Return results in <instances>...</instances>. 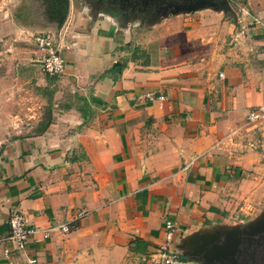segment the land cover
<instances>
[{
	"label": "crops",
	"instance_id": "1",
	"mask_svg": "<svg viewBox=\"0 0 264 264\" xmlns=\"http://www.w3.org/2000/svg\"><path fill=\"white\" fill-rule=\"evenodd\" d=\"M213 2L146 18L65 0L42 25L33 0H0V233L13 208L75 226L0 264H144L167 219L172 248L207 264L203 238L247 226L223 196L264 187V119H246L264 103V0ZM41 32L67 61L57 86L32 68Z\"/></svg>",
	"mask_w": 264,
	"mask_h": 264
},
{
	"label": "built area",
	"instance_id": "2",
	"mask_svg": "<svg viewBox=\"0 0 264 264\" xmlns=\"http://www.w3.org/2000/svg\"><path fill=\"white\" fill-rule=\"evenodd\" d=\"M32 40L36 52L39 54L38 63L42 70L51 76H62L66 73L67 61L61 55L54 35L51 33H36L32 35ZM148 98L150 95L147 94ZM248 122L260 121L264 119V103L252 107L246 114ZM186 168V167H184ZM75 226L69 223H60L56 227L41 228L37 225L28 223L22 212L17 208L10 211L8 218V229L5 233H0V247L4 255L10 256L12 252L24 249L28 240L39 241L47 239L51 231L58 229L63 233L70 232ZM164 239L161 244L148 252L144 259V264H190L172 248L175 234L178 227L175 221H164ZM36 260L29 259L33 264Z\"/></svg>",
	"mask_w": 264,
	"mask_h": 264
},
{
	"label": "water",
	"instance_id": "3",
	"mask_svg": "<svg viewBox=\"0 0 264 264\" xmlns=\"http://www.w3.org/2000/svg\"><path fill=\"white\" fill-rule=\"evenodd\" d=\"M228 7L227 0H213ZM196 259L207 264H264V216L242 228L213 233L203 238Z\"/></svg>",
	"mask_w": 264,
	"mask_h": 264
},
{
	"label": "rangeland",
	"instance_id": "4",
	"mask_svg": "<svg viewBox=\"0 0 264 264\" xmlns=\"http://www.w3.org/2000/svg\"><path fill=\"white\" fill-rule=\"evenodd\" d=\"M34 1V23L46 24L49 22H59L64 15L65 0H33ZM58 2V4L56 3ZM62 4V5H61ZM110 4V3H109ZM30 6V5H29ZM36 63V62H34ZM34 71L41 72L48 79L51 77L50 84L57 86V77L46 74L41 65H34ZM35 80V78H34ZM37 80L34 81V85ZM241 191L238 188L226 192L223 196V207L228 225H244L257 222L264 216V187L261 194L256 196L255 203L251 200L246 201L241 197ZM261 198V200L259 199Z\"/></svg>",
	"mask_w": 264,
	"mask_h": 264
},
{
	"label": "flooded vegetation",
	"instance_id": "5",
	"mask_svg": "<svg viewBox=\"0 0 264 264\" xmlns=\"http://www.w3.org/2000/svg\"><path fill=\"white\" fill-rule=\"evenodd\" d=\"M108 9L134 11L146 18H152L175 9H184L205 0H101ZM58 4V2H56ZM110 3V4H109ZM62 5V4H61ZM65 8V7H64Z\"/></svg>",
	"mask_w": 264,
	"mask_h": 264
}]
</instances>
